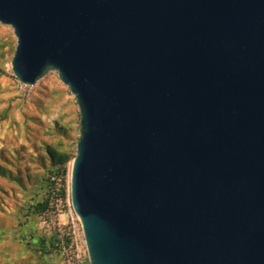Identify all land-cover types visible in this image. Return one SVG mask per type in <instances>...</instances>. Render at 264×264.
I'll use <instances>...</instances> for the list:
<instances>
[{"label":"water","instance_id":"water-1","mask_svg":"<svg viewBox=\"0 0 264 264\" xmlns=\"http://www.w3.org/2000/svg\"><path fill=\"white\" fill-rule=\"evenodd\" d=\"M15 78L79 108L88 264H264V0H0Z\"/></svg>","mask_w":264,"mask_h":264},{"label":"rangeland","instance_id":"rangeland-1","mask_svg":"<svg viewBox=\"0 0 264 264\" xmlns=\"http://www.w3.org/2000/svg\"><path fill=\"white\" fill-rule=\"evenodd\" d=\"M15 47L12 28L0 24V243L6 244L0 247V264H65L53 228L54 208L34 215L32 206L48 198L46 146L63 142L75 155L79 108L54 70L32 86L21 84L11 68ZM27 227L35 237L55 234L54 247L29 246Z\"/></svg>","mask_w":264,"mask_h":264},{"label":"built area","instance_id":"built-area-1","mask_svg":"<svg viewBox=\"0 0 264 264\" xmlns=\"http://www.w3.org/2000/svg\"><path fill=\"white\" fill-rule=\"evenodd\" d=\"M63 180V177L59 174H49L47 210L54 208V211H52L55 220L53 228L59 235L58 248L64 263L84 264L86 260L88 261V257L83 233L80 222L72 210L68 182L64 186ZM63 189L65 193H63ZM64 215H67V222L62 223L61 217Z\"/></svg>","mask_w":264,"mask_h":264},{"label":"trees","instance_id":"trees-1","mask_svg":"<svg viewBox=\"0 0 264 264\" xmlns=\"http://www.w3.org/2000/svg\"><path fill=\"white\" fill-rule=\"evenodd\" d=\"M46 155L49 158L51 169V173L59 174L63 177L64 186L66 184L65 177L67 174L68 163L75 156L71 153L70 146L65 145L63 142L57 143L55 146H46ZM63 193L65 190L63 189ZM48 206V198L43 202H39L32 206L33 214L38 215L42 211L46 210Z\"/></svg>","mask_w":264,"mask_h":264},{"label":"crops","instance_id":"crops-1","mask_svg":"<svg viewBox=\"0 0 264 264\" xmlns=\"http://www.w3.org/2000/svg\"><path fill=\"white\" fill-rule=\"evenodd\" d=\"M61 222L62 223L67 222V217L65 215L61 217ZM28 229L29 228L27 227V229L25 230V234L27 235L26 242L29 246L34 245L35 248H53L54 247V243L56 239L55 234H45L43 236L39 235L35 237L34 234H31V232H29ZM2 242L3 243H0V247H4V245H6L4 241Z\"/></svg>","mask_w":264,"mask_h":264}]
</instances>
